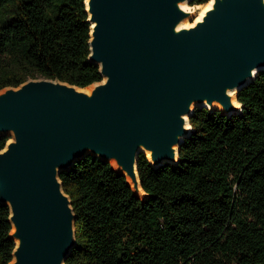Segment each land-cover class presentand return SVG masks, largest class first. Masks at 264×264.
Wrapping results in <instances>:
<instances>
[{
    "label": "water",
    "instance_id": "1",
    "mask_svg": "<svg viewBox=\"0 0 264 264\" xmlns=\"http://www.w3.org/2000/svg\"><path fill=\"white\" fill-rule=\"evenodd\" d=\"M85 0L86 87L46 78L0 89V202L15 247L8 264H65L76 215L60 174L88 155L145 198L138 156L177 164L195 108L241 113L237 93L264 70V0ZM207 2V3H208ZM206 4V3H205Z\"/></svg>",
    "mask_w": 264,
    "mask_h": 264
},
{
    "label": "trees",
    "instance_id": "2",
    "mask_svg": "<svg viewBox=\"0 0 264 264\" xmlns=\"http://www.w3.org/2000/svg\"><path fill=\"white\" fill-rule=\"evenodd\" d=\"M85 0H0V89L29 79L86 87ZM208 0H191L200 5ZM241 113L195 108L177 164L137 169V196L110 163L88 155L63 171L76 215L65 264H264V70L240 89ZM9 139L0 135V150ZM9 209L0 202V264L12 260Z\"/></svg>",
    "mask_w": 264,
    "mask_h": 264
},
{
    "label": "rangeland",
    "instance_id": "3",
    "mask_svg": "<svg viewBox=\"0 0 264 264\" xmlns=\"http://www.w3.org/2000/svg\"><path fill=\"white\" fill-rule=\"evenodd\" d=\"M199 7H200V5H190L189 3H186V8L187 9H189V10H191V11H199ZM199 15V14H198ZM197 16V12L194 14V16H193V20H186V24L187 25H190V24H192L194 21H195V17Z\"/></svg>",
    "mask_w": 264,
    "mask_h": 264
},
{
    "label": "bare ground",
    "instance_id": "4",
    "mask_svg": "<svg viewBox=\"0 0 264 264\" xmlns=\"http://www.w3.org/2000/svg\"><path fill=\"white\" fill-rule=\"evenodd\" d=\"M210 4H211V2H208V3H206V4H204V5L201 6V10L199 12V17H200V15L203 14V12L205 11V9H207L209 7Z\"/></svg>",
    "mask_w": 264,
    "mask_h": 264
},
{
    "label": "clouds",
    "instance_id": "5",
    "mask_svg": "<svg viewBox=\"0 0 264 264\" xmlns=\"http://www.w3.org/2000/svg\"><path fill=\"white\" fill-rule=\"evenodd\" d=\"M209 7H211V4L209 5Z\"/></svg>",
    "mask_w": 264,
    "mask_h": 264
}]
</instances>
